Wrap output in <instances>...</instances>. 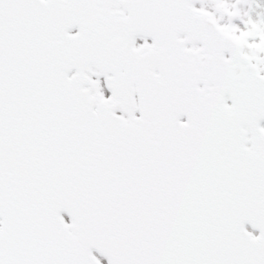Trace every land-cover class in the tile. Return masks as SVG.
Masks as SVG:
<instances>
[{
    "label": "snow or ice",
    "instance_id": "1",
    "mask_svg": "<svg viewBox=\"0 0 264 264\" xmlns=\"http://www.w3.org/2000/svg\"><path fill=\"white\" fill-rule=\"evenodd\" d=\"M0 264H264V0H0Z\"/></svg>",
    "mask_w": 264,
    "mask_h": 264
}]
</instances>
